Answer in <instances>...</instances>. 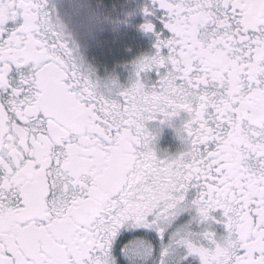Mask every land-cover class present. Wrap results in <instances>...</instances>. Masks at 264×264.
<instances>
[{"label": "snow or ice", "instance_id": "obj_1", "mask_svg": "<svg viewBox=\"0 0 264 264\" xmlns=\"http://www.w3.org/2000/svg\"><path fill=\"white\" fill-rule=\"evenodd\" d=\"M73 7L86 41L50 0H0V264H264V0ZM131 29L152 46L121 83L98 37ZM182 113L158 156L147 125Z\"/></svg>", "mask_w": 264, "mask_h": 264}, {"label": "flooded vegetation", "instance_id": "obj_2", "mask_svg": "<svg viewBox=\"0 0 264 264\" xmlns=\"http://www.w3.org/2000/svg\"><path fill=\"white\" fill-rule=\"evenodd\" d=\"M108 2V0H107ZM139 3H150V0H138ZM51 8L55 15H57V0H50ZM137 24L144 22L143 16H138L136 18ZM132 34L128 38V41L130 42V46L127 48H130L129 54L126 58H118L115 60H108L105 67H107L109 70L115 68V71L121 81V83H125L128 79L129 72L124 68L121 67V65L129 64L131 61H133L137 56L141 55L142 53L149 52L151 50L152 46V39L150 37V34H145L143 32H140L137 29H131ZM103 71V69H101ZM156 79L155 75L153 73H149L147 75V81L149 84ZM185 114H181V117L174 120L173 124L174 126L170 127L167 124L161 125L158 121L150 122L147 127L149 131H152L155 135L154 140V151H156L158 156L163 155H174L184 149V145L182 144L180 138L178 137L175 128L180 126V121L183 119ZM195 213L193 212L192 215L184 214L179 221L178 224H185L189 220L192 219V216H194ZM212 215L215 217L216 220H219L221 217L220 212L212 213ZM209 230L211 229L212 232L216 234V237L219 238L223 235H225L224 227L221 223H215V222H207L205 224H201L198 222H194L192 224V230L196 232H200L203 230ZM151 238L153 239L154 243L157 246V255L159 251V239L156 236L155 233L151 234ZM132 239V234L125 233L122 237L120 243L121 246L125 243H127L128 240ZM122 264H123V258H122ZM190 264H199L198 259H191Z\"/></svg>", "mask_w": 264, "mask_h": 264}, {"label": "clouds", "instance_id": "obj_3", "mask_svg": "<svg viewBox=\"0 0 264 264\" xmlns=\"http://www.w3.org/2000/svg\"><path fill=\"white\" fill-rule=\"evenodd\" d=\"M84 2L86 0H57L60 9V19L66 25L68 32L81 41L88 40L90 33L86 17L78 13L73 6Z\"/></svg>", "mask_w": 264, "mask_h": 264}, {"label": "rangeland", "instance_id": "obj_4", "mask_svg": "<svg viewBox=\"0 0 264 264\" xmlns=\"http://www.w3.org/2000/svg\"><path fill=\"white\" fill-rule=\"evenodd\" d=\"M108 2L113 4L114 6L115 5L123 6V4L127 2V0H108ZM114 10H115V7H114ZM57 16L60 17V9L58 7V4H57ZM131 34H132V30H127L126 34L124 32H122L119 35H113L111 33H104L98 37L99 40L107 42L105 45L106 48L111 49L110 53H108L107 55L108 60H115L118 58L127 57V55L129 54V51L126 49H128L127 47L130 46V42L128 41V38L131 36ZM209 231H211V229H209Z\"/></svg>", "mask_w": 264, "mask_h": 264}]
</instances>
